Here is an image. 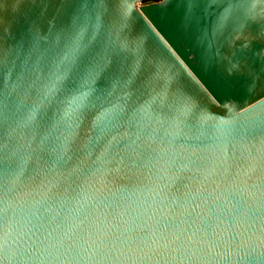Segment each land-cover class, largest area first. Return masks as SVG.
<instances>
[{
    "label": "snow or ice",
    "instance_id": "6c2138e0",
    "mask_svg": "<svg viewBox=\"0 0 264 264\" xmlns=\"http://www.w3.org/2000/svg\"><path fill=\"white\" fill-rule=\"evenodd\" d=\"M176 2L181 5L185 29L198 37L205 31L207 13V40H219L236 21L264 22V0ZM73 3L75 11L70 23L59 29L53 55H41L45 40L51 37H45L44 29L35 24L14 44L16 59L23 56L18 72L16 62L0 45V264H28L42 258L73 264L91 259L100 264L150 256L207 261L234 251L247 215L255 205L264 209V182L253 185L256 191L245 198L247 182L239 179L246 170L264 176V101L257 105L254 100L259 97L238 99L237 81L218 72L206 57L198 61L204 73L185 63L184 54L170 43L172 36L143 0H120L119 5L112 0ZM129 3L140 21L134 38L125 35ZM212 7H216L214 14L209 11ZM109 15L122 25L116 47L134 49L132 64L100 55L87 43L98 21ZM145 39L159 41L156 50L167 63L148 51ZM235 67L238 70L239 65ZM142 71L154 82L156 94L148 100H133L130 89ZM257 87L259 96H264V61ZM230 105L237 111L232 112ZM216 109L218 116L227 119L211 114ZM133 123L141 144L125 142V147L135 152L143 145L173 165H183L185 157L173 153L170 145L187 144V159L197 170L206 166L207 157L199 154L202 146L215 145V169L225 177V186L205 189L190 208L182 209L185 219L180 224L173 219L157 222L151 231L136 224L125 228L121 222H94L80 210L60 218L54 235L49 233L43 240L36 236L32 220L39 210L27 202L13 207L16 198L9 181L19 179L30 166L70 168L82 152L85 126L96 134L91 141L95 150L107 152L114 147V134ZM64 191L61 185L42 194V206L57 202ZM78 197L74 193L71 199ZM17 215L20 227L14 230L10 218Z\"/></svg>",
    "mask_w": 264,
    "mask_h": 264
},
{
    "label": "water",
    "instance_id": "95a60500",
    "mask_svg": "<svg viewBox=\"0 0 264 264\" xmlns=\"http://www.w3.org/2000/svg\"><path fill=\"white\" fill-rule=\"evenodd\" d=\"M112 2L114 5H119L120 0H112ZM143 2L151 6L149 11L156 15L168 30L169 35L172 36L170 43L184 54L181 59H184L185 63L204 73L205 70L198 61L201 57H206L214 62L218 72L231 76L237 81L238 99L259 97L254 100L257 105L264 101V96H259L257 87V79L264 61V22L236 21L231 30L219 40L215 37L207 40L205 38L207 13L205 31L198 37L185 29L181 5L176 0H166L164 4L147 0ZM221 2L222 0H216L217 4ZM74 11L73 0H0V45L4 48V54L16 62L17 72L23 56L19 60L16 59L13 54L14 44L24 38L34 24L39 25L44 29L45 37L49 35L51 37L45 40V49L41 55H53L59 29L70 23ZM209 11L214 14L216 7H212ZM127 12L129 18L125 35L134 38L140 32V21L133 14L131 3ZM121 27L119 20L109 15L106 19L98 21L96 28L87 37V43L100 55L121 63L132 64L134 49L125 50L116 47ZM144 44L158 60L167 63L162 52L156 50L155 46L159 41L145 39ZM49 48L52 51L48 52ZM162 48L163 46L160 45V49ZM237 65H239L238 70L235 67ZM155 87L150 76L142 71L130 89L134 93L133 100L143 101L154 97ZM204 103L211 109L210 101ZM229 108L232 112L237 111L233 105ZM218 113V109L211 112L217 116ZM218 118L227 119L226 116H218ZM83 131L86 135L83 137L82 152L70 168L30 166L19 179L13 177L9 181V190L14 192L16 198L13 207L27 202L34 209L39 210L32 220V225H35L33 231L36 232V236L42 240L48 237L49 233L55 234L54 230L60 218L69 214L75 215L80 210L86 212L88 218L94 222L103 221L109 224L121 222L125 228L129 224H136L151 231L157 222L163 223L173 219L180 224L185 219L182 209L190 208L192 202L201 197L205 189L225 186L223 183L225 177L219 175L215 169L217 150L212 143L202 146L199 154L207 157L206 166L197 170L187 159L190 151L187 144L169 146L173 153L185 157L183 165H173L167 157L162 158L145 150L143 145L135 152L126 148L125 142L141 144V141L137 140L139 133L134 123L126 124L114 134L115 139L112 140L114 147L107 152L96 151L91 143L96 134L87 126ZM256 146L259 147V143ZM224 151L230 155V148L226 147ZM239 179L247 182L248 191L245 193V198L256 191L253 185L259 186L264 182V176L247 170ZM237 182L239 183V180ZM61 185L66 191L60 199L42 206L40 202L42 194L55 191ZM74 193H79L77 200L71 199ZM10 226L14 230L20 227L18 215L10 218ZM238 236L240 245L234 251L221 252L220 255L207 261L150 256L138 259H110L100 264H264V209L259 208L258 205L253 207V211L246 217V226L238 232ZM28 264H73V262L42 258ZM75 264H97V262L84 259Z\"/></svg>",
    "mask_w": 264,
    "mask_h": 264
},
{
    "label": "trees",
    "instance_id": "16d2710c",
    "mask_svg": "<svg viewBox=\"0 0 264 264\" xmlns=\"http://www.w3.org/2000/svg\"><path fill=\"white\" fill-rule=\"evenodd\" d=\"M147 1L160 2V0H147Z\"/></svg>",
    "mask_w": 264,
    "mask_h": 264
}]
</instances>
